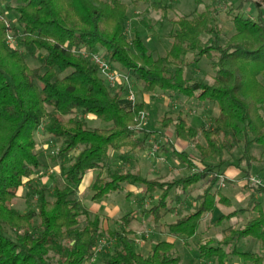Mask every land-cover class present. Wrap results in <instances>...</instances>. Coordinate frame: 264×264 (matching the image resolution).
Returning a JSON list of instances; mask_svg holds the SVG:
<instances>
[{"label":"trees","instance_id":"1","mask_svg":"<svg viewBox=\"0 0 264 264\" xmlns=\"http://www.w3.org/2000/svg\"><path fill=\"white\" fill-rule=\"evenodd\" d=\"M153 1L162 8L163 0ZM193 1V12L172 20L178 27L169 34L171 46L157 58L142 37L140 28L151 31L143 21L131 27V38L127 36L130 7L122 0H18L20 28L2 16L0 8V264H84L94 258L104 234L113 244L109 254L103 255V264H181L173 242L157 241L147 257L135 250L132 213L116 221L120 230L103 232L101 215L78 198L80 184L92 171L98 172L91 186L93 201L127 186L143 187L149 196L161 191L157 203L142 211L155 226L173 212L168 203H181L182 196L192 197L199 187L201 193L192 197L197 204L193 211H179L176 221L166 225L172 238L190 240L218 207H231L220 181H232L220 169L225 165L240 168L245 162L251 166L256 159L252 148L264 146V0ZM202 6L204 11L198 13ZM246 6L254 7L252 14ZM222 14L239 39L227 46L218 38ZM8 31L16 40L15 49L5 44ZM203 36L210 37L207 45ZM83 52L120 64L143 93L160 91L168 98L196 99L218 109L211 124L202 123L199 128L191 126L182 112L177 118H161L165 129L173 128L183 149L166 142L159 156L180 161L187 176L149 179L141 172L117 170L103 177L113 153L151 149L155 132L142 129L144 137L133 138L146 105L136 102L129 111L123 108L126 83L111 88ZM189 55L197 56L196 63L207 59L214 73L212 83L186 78ZM27 60L37 67H30ZM87 117L110 127L89 128ZM41 130L58 146L51 158L62 161L59 170L64 182L53 188L42 184L37 175L43 167L36 139ZM188 146L197 157L184 150ZM239 149L242 156L235 164L225 160ZM120 159L124 160L123 154ZM245 178L246 187L264 196L263 186L248 183V175ZM22 190L28 203L25 213L12 207ZM240 211L257 217L223 229L217 242L207 239L198 244L199 259L205 264L213 260L215 264H249V260L264 264V255L236 248L241 241L254 239L264 251V208L253 201L250 209ZM224 219L221 216L216 222ZM235 256L240 263L233 261Z\"/></svg>","mask_w":264,"mask_h":264},{"label":"rangeland","instance_id":"2","mask_svg":"<svg viewBox=\"0 0 264 264\" xmlns=\"http://www.w3.org/2000/svg\"><path fill=\"white\" fill-rule=\"evenodd\" d=\"M123 2L129 5L128 12V21H127V36L129 38L132 37V31L130 30L133 25H138L142 21L144 24L148 25L151 28V31H146L140 28L142 31V37L144 38L150 52L153 54L155 58L164 56L166 50L171 46V38H169V34L173 29H177L178 26H174L172 24V20H177L178 18L183 19L185 16L189 15L196 9V4L193 0H163L162 8L158 9V5L154 3L153 0H122ZM6 6H10L14 9L7 10ZM18 6V0H0V8L2 11V16L6 19L10 20L11 24L17 28H20L18 23V13L15 8ZM166 7V8H165ZM253 6H246L245 10H249V13H253ZM166 9V11H165ZM204 11V7L202 6L199 9L198 13H202ZM226 12V9H224ZM248 14V13H247ZM1 18V15H0ZM218 22L222 27L221 34L218 36L219 42L223 46H227L233 42H238L239 39L234 37L235 31L233 29V25L231 21L227 18V15L222 14L219 17ZM175 27V28H174ZM13 36V33L10 31L7 32L5 37V44L10 49H15L16 40L13 44L9 41L8 37ZM210 37L203 36L202 41L203 44H208ZM214 39V38H212ZM214 44V43H213ZM101 54L104 52L101 49ZM214 56H218L216 51H213ZM196 55H189L187 60L190 62V65L186 71V78L192 81H204L205 83H212V77L214 75L210 63L207 59L203 58L200 62L196 63L194 60L196 59ZM27 63L30 67L35 68L37 64L32 60H27ZM112 69L124 75V71L122 70V66L118 63L111 64ZM101 77V76H100ZM102 78V77H101ZM264 83V80L261 79ZM124 81H121L122 84ZM132 89L136 97V102L144 103L145 107V119L140 120V124L134 128V139H138L144 137V134L141 130L144 129L146 131H154L155 133L150 137V140L155 137H159V132L161 135L166 137V134H171L174 137L173 128L165 129L162 126L161 118L165 115L170 117L177 118L179 117V113H184V117L189 122L191 126L199 128L202 123L211 124L212 117L218 116V109L212 107L209 104H203L198 102L196 99L186 100L185 98L173 97L168 98V95L162 94L160 91L156 93H143L141 86L134 80L131 81ZM125 100L128 101L127 96ZM67 120V118L65 119ZM87 124L89 128H108L110 127L108 124L98 120L97 118L87 117ZM36 139L38 141V153L40 155V160L43 164V167L39 170L37 175L40 178V182L42 184L47 185L48 187L53 188L54 185L60 186L64 181L60 175V164L62 161L52 159L51 157H55L58 153V149L56 145L51 144L47 135L43 133V131H39L36 135ZM174 140V138H173ZM153 144L158 145L160 147L164 144V139L161 137L152 141ZM188 154H194L192 146H188ZM150 150L147 149L145 151L132 152V150H126L123 152L124 160L121 161L120 165L116 162V164L110 165V167L105 168L102 173L103 177L107 176V173L119 171H127L132 170L133 172H141L144 176L148 178H153V171L158 172L155 176H164L166 180H172L176 177H185L189 173L183 167L180 161H175L171 157L162 156L164 161H158L156 158H152L150 156ZM252 154L257 157L262 158L261 162H256L253 165L249 166L246 162L241 164L240 169H232L236 175L235 178H242L236 183L227 184L226 188L223 187V192L231 199L232 206L231 207H218L215 217L211 219V217H207L204 222H202L200 229L196 236L191 238L188 241H184V239L172 238L167 230L166 225L171 224L176 221L179 217V211L183 214H188L193 211L195 205V201L192 197L186 198L182 196L181 203H168L169 207H174L172 213L168 214L166 218L161 221L158 227H153V223L150 217L146 215H142V209H144L149 201H152V205L149 206L151 208L154 204L157 203L159 197L161 195V191H157L153 196L146 195L143 187H137L138 192H134L135 197H131V200L126 198L128 190H124L118 193L111 195L110 197L103 200H92L93 193L87 188V181L89 180V176L93 172L87 173L80 186V190L78 193V198L89 208L92 210H96L105 215H110L114 212L116 218L123 217L127 214H133L136 217V221L133 224V229L137 232L135 236V244L134 248L137 252L143 254L144 256H149L153 250L154 245L157 241H167L173 242L175 244L178 255L181 258V264H205L204 261L199 259V251L197 248L198 244H204L208 241L207 239H212L214 242L219 241V233L229 227L230 225L240 224L243 225L246 221L251 218L257 217L254 212H237L236 216L233 218H228L234 212L244 209L249 206L251 203L252 197L256 196L255 191L249 187H243L244 181L243 177L246 174H250L252 178L249 179L248 183L258 185V182H263L264 184V146L262 147H253ZM118 154L114 153V158ZM242 156V151L239 149L234 152L233 158L226 155L225 160L232 162V165L236 163V161ZM161 157V156H160ZM148 159V160H147ZM148 162L150 163L148 166ZM255 160V159H254ZM158 165V166H157ZM157 166V167H156ZM133 168V169H132ZM231 168V167H230ZM155 169V170H154ZM229 168L225 165L221 168V171H226ZM169 171V172H168ZM225 188V189H224ZM198 193H201L197 191ZM196 192V193H197ZM21 195L16 198L12 207L21 213H25L28 211V203L25 200V192L20 191ZM196 193L193 196H196ZM133 196V193H132ZM260 202L264 203V196L259 195ZM194 203V204H193ZM113 210V211H112ZM224 215V220L216 222L218 218ZM210 220L214 223L215 227L211 224ZM85 218L81 220V223L84 224ZM151 226V232L148 233L147 229ZM121 224H117V222H102V230L104 233H108L110 230H120ZM163 233H161V232ZM112 241L108 235L104 234L103 237L100 238L99 250L96 252L94 258L92 260L86 261L84 264H103V255L109 254L112 248ZM238 252H251L257 255H264V251L259 245V243L254 239H248L241 241L236 246ZM232 249V248H231ZM239 258L237 256L234 257V262L238 263ZM216 260L210 261L208 264H215ZM247 263L253 264L252 261H248Z\"/></svg>","mask_w":264,"mask_h":264},{"label":"crops","instance_id":"3","mask_svg":"<svg viewBox=\"0 0 264 264\" xmlns=\"http://www.w3.org/2000/svg\"><path fill=\"white\" fill-rule=\"evenodd\" d=\"M167 51V50H166ZM167 96V95H166ZM121 106L123 107V108H125L127 111H129V110H131L132 109V107H133V105L129 102V101H127V100H125V98L121 101ZM94 118V117H93ZM149 132H154V131H149ZM162 132V131H161ZM161 132H159V137H155V136H153V138L150 140V142L151 143H153L152 141H154V140H156V139H159L160 137L162 138V139H164V142L166 143V142H169L171 145H174L175 144V147H176V149H178V150H182L183 149V146L180 144V143H178L176 140H175V137H172V135L171 134H166V137L165 136H163V135H161ZM173 138H174V140H173ZM188 147H186L184 150L185 151H188ZM193 152L195 153V155L194 154H191L192 156H195V157H197L198 156V154H197V152L196 151H194L193 150ZM114 154V153H113ZM113 154H112V164L114 165V164H116V162L120 165V163H121V159H120V157H121V155L122 154H120V153H116V154H118L115 158H114V156H113ZM166 157H168V156H166ZM148 160V159H147ZM175 160V159H174ZM175 161H178V160H175ZM262 161V158H261V156L260 157H257V159H255L253 162H252V164L251 165H253L254 163H258V162H261ZM150 162V161H149ZM148 162V164L147 165H143L142 164V160H141V164H142V166H148L149 167V165H150V163ZM158 166V165H157ZM156 166V167H157ZM184 167V166H183ZM185 168V167H184ZM133 169V168H132ZM186 169V168H185ZM232 169H234V170H236V169H240V168H237L236 166H232L231 168H229L228 170H226V175H227V177L232 181V183H236V181H239L240 179H242V178H235V179H233L234 178V176L236 175L233 171H231ZM155 170V169H154ZM187 170V169H186ZM93 173H91L90 174V176H89V180L87 181V188H89L90 189V191H91V186H92V184H93V182H94V180H95V178H96V176L98 175V172L97 171H92ZM169 172V171H168ZM156 173H158V172H154L153 171V178H149V179H154V178H157V177H163L164 178V176H161V175H159V176H155L156 175ZM155 174V175H154ZM246 175H248L250 178H252L251 177V175L250 174H246ZM246 175L243 177V181H244V184H242V185H244L243 187H246V185H247V179L245 178L246 177ZM146 177V176H145ZM180 177V176H179ZM148 178V177H147ZM176 178H178V177H176ZM83 181H84V179H83ZM82 181V182H83ZM231 183V184H232ZM258 183H260V185L261 186H263L264 187V184H263V182H258ZM82 184V183H81ZM81 184H80V186H81ZM254 185V184H253ZM80 186H79V190H80ZM196 188V187H195ZM226 188V187H225ZM224 188V189H225ZM247 188V187H246ZM249 188H251V186L249 187ZM198 189H199V187L197 188V191H198ZM126 190H128V192H130V193H133V196H132V194H131V197H135V195L136 194H134V192H138V189H137V187H135V186H127V188H126ZM131 190H134V192L133 191H131ZM196 191V192H197ZM127 192V193H128ZM195 192V193H196ZM78 193H79V191H78ZM224 193V192H223ZM199 193L197 192L196 193V196L198 195ZM224 195H225V197H227L228 199H229V201H230V203H231V206H232V201H231V199L224 193ZM195 196V197H196ZM192 197H194V196H192ZM126 198L128 199V200H131V198L130 197H127V195H126ZM253 201H256V202H259L261 205H262V207L264 208V203H262V202H260V200H259V195H257L256 194V196H253L252 197V200H251V203L249 204V206L248 207H246V208H244V210H248V209H250L251 208V205H252V202ZM195 203V205H197L196 204V202H194ZM193 203V204H194ZM153 203H152V201H149V204L144 208V209H149V206L150 205H152ZM229 208V207H228ZM144 209H142V211L144 210ZM92 212H94V213H98L99 215H101V217H102V219H103V221H109V222H112V221H114V222H116V221H119V219H121V217L120 218H116V216H115V214H114V212L112 213V214H110L109 216L108 215H105V214H102L101 212H98V211H96V210H92V209H90ZM241 210V209H240ZM240 210H238V211H240ZM113 211V210H112ZM217 211V210H216ZM216 213V212H215ZM142 215H145V214H142ZM146 216H148V215H146ZM224 216V215H223ZM149 217V216H148ZM208 217H211V219L212 218H214L215 217V214L214 215H210V216H208ZM234 217V216H233ZM232 217V218H233ZM152 220V219H151ZM213 220V219H212ZM136 221V220H135ZM217 221V220H216ZM244 221H246V220H244ZM152 223H153V227H158V225L157 226H155L154 225V222L152 221ZM210 225L212 224L214 227H215V225H214V223L210 220ZM134 224V223H133ZM133 224H132V229H133ZM152 228H151V226H150V228H148L147 229V231H148V233H150L152 230H151ZM138 232V231H137ZM161 232V231H160ZM161 233H163V232H161ZM221 236H222V231L219 233V237L221 238ZM210 240V239H209ZM212 240V239H211ZM170 242V241H169ZM238 263H240V261L238 262Z\"/></svg>","mask_w":264,"mask_h":264},{"label":"built area","instance_id":"4","mask_svg":"<svg viewBox=\"0 0 264 264\" xmlns=\"http://www.w3.org/2000/svg\"><path fill=\"white\" fill-rule=\"evenodd\" d=\"M8 39L13 44L15 43V39L13 38V36L8 37ZM83 56L89 58L94 64H96L98 66L102 77L106 80L107 84L111 88L117 87L118 85H120L121 81H124L126 83L127 89H128V93H127L128 101L132 105H134L136 103V101H135L136 97H135V94H134L133 89H132V83L128 79V77L125 76V74L121 75V74L115 72L112 69L111 64L108 61H106L101 55H95V54L83 52ZM141 119H145V113L141 114ZM159 150H160V147H158V145L152 143V148L150 150V156L152 158H155V159L157 158L158 161H164V159L159 156ZM225 182L226 181L223 178H221L220 186L225 187L226 186ZM257 184L260 185V183H257Z\"/></svg>","mask_w":264,"mask_h":264}]
</instances>
